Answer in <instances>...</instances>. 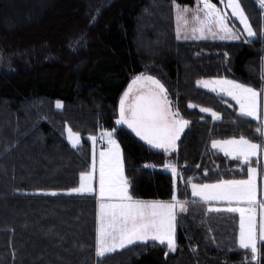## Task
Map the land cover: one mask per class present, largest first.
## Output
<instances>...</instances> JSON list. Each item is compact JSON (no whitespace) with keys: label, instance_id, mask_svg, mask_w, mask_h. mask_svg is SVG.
Returning <instances> with one entry per match:
<instances>
[{"label":"trees","instance_id":"trees-1","mask_svg":"<svg viewBox=\"0 0 264 264\" xmlns=\"http://www.w3.org/2000/svg\"><path fill=\"white\" fill-rule=\"evenodd\" d=\"M239 1L256 32L248 42L178 40L173 5L194 0H57L24 26L0 19V264H249L250 252L216 244L208 223L212 204L193 198L186 183L246 177L249 165L213 150L211 141L261 140L259 123L196 83L227 78L264 89V10L256 0ZM229 24L240 29L235 19ZM140 74L160 80L190 122L171 156L115 125L119 98ZM67 127L80 135L76 148ZM113 127L134 198L171 199L172 180L159 167L169 157L178 167L177 197L187 204L178 213L174 252L149 241L95 254L96 198L68 192L90 170L88 137Z\"/></svg>","mask_w":264,"mask_h":264},{"label":"snow or ice","instance_id":"snow-or-ice-1","mask_svg":"<svg viewBox=\"0 0 264 264\" xmlns=\"http://www.w3.org/2000/svg\"><path fill=\"white\" fill-rule=\"evenodd\" d=\"M264 7V0H259ZM223 10L212 0H197L193 9L177 5V20L183 22L185 31L191 32L193 39H206L211 36L220 40H240L241 32L230 26L229 20L235 17L246 33L244 42L254 38L252 30L239 0H220ZM230 9V14L228 11ZM191 16L189 17V12ZM191 22V23H190ZM181 30L177 29V39H181ZM184 39L189 36L185 35ZM79 43V42H77ZM197 85L222 93L230 97L239 106L242 117L260 120L258 115V95L253 87L236 80L219 78L197 80ZM231 106V105H229ZM62 103L56 102L60 109ZM189 108L196 105L189 104ZM200 112L210 113L212 119L220 116L211 108L201 107ZM179 108H173L165 86L151 75H137L128 85L119 100L116 126L126 125L140 140L154 149L162 150L166 155L176 150L177 141L189 126ZM261 131L260 128L257 129ZM118 128L102 129L99 137L91 135L92 163L89 171L80 173V183L69 191L72 193H95L97 199L96 212V247L97 258L123 249L137 242L147 244L149 241L166 245L170 252L176 250V230L179 224L178 213L186 210V201L177 197L176 181L179 177L178 167L171 161L165 162L164 169L173 176V194L171 200H141L130 193V181L125 176L124 158L121 145L117 141ZM68 138L73 148L80 143V135L68 129ZM101 147L96 154V143ZM212 148L219 149L226 157L237 160L241 165H249L246 179H219L215 183L197 184L188 178L187 185L193 197L205 203L222 202L229 205L224 210L239 213V234L236 244L240 249L250 252L249 264H260L264 242V200L257 197V168L250 166L252 157L264 152V144L253 142L241 135L239 138L212 140ZM145 167H150L145 165ZM98 174V191L95 186ZM182 179V177H181ZM56 195V193H52ZM237 206H232V205ZM257 207L260 209L257 220ZM209 211L220 209L209 208ZM167 256V253H165Z\"/></svg>","mask_w":264,"mask_h":264},{"label":"rangeland","instance_id":"rangeland-1","mask_svg":"<svg viewBox=\"0 0 264 264\" xmlns=\"http://www.w3.org/2000/svg\"><path fill=\"white\" fill-rule=\"evenodd\" d=\"M256 1H257L258 5L260 6L259 0H256ZM56 2H57V0H3V3L1 4V7H0V19L2 20V22L6 26H8L10 28L11 27L17 28L20 26H24L25 24L28 23L29 19H31V20L39 19L41 17V12H43L44 10L46 11V10L51 9L52 6ZM177 5H179V4L174 3V5H173L176 38H177V29L180 28L181 39H179V40H201V39L191 38L192 34H191L190 30L186 32L184 29L183 22L177 20V18H176L177 17V7H176ZM179 6L180 7H187L191 10L197 6V0H194V4L192 6H188V5H179ZM217 7H220L223 10L222 5L220 3L217 4ZM261 8L264 10V7H261ZM226 11H228L230 14V9L226 10ZM190 16H191V11L189 12V17ZM231 19H235L237 21V23L240 26V29L233 27L231 25L230 26L233 27L236 31L241 32L242 33L241 38L244 39V36L246 35V33L242 32L243 26L240 25L239 20L236 19L235 17H231ZM248 22H249V20H248ZM249 24H250V22H249ZM252 30L254 31L253 28H252ZM185 35H188L189 38L184 39L183 37ZM254 38H250V39H254ZM206 39H208V40H220V39H213L211 36H208V38H206ZM227 41H234V40H227ZM262 74L264 75V59L262 60ZM146 75H149V74H146ZM211 79H219V78H206V79H201V80H211ZM197 86L199 88L205 90V91L212 92L208 88H204V87L199 86V85H197ZM257 92L259 93V95H258V115L260 116L261 119L260 120H254L250 117H248V118L259 123L260 129H261V131H260L261 140L260 141H253L252 140V141L256 142V143L264 144V89L257 90ZM212 93L221 95V96L226 97V98L230 99L231 101H233L237 107V111L239 114V106L236 104V102L234 100H232L230 97L224 96L222 93H218V92H212ZM122 95H123V93H122ZM118 109H119V103H118ZM205 114L210 115V113H205ZM117 117H118V115H117ZM123 126H125V125H123ZM68 129H70V128L69 127L66 128V139H67L68 143L72 146V144L70 143L69 138H68ZM72 132L75 133L74 131H72ZM97 137H99V135ZM247 139H249V138H247ZM223 140H225V139H223ZM103 146L105 147L106 145H102L98 140L96 143L97 163H98L99 150ZM211 148H212V145H211ZM212 149L215 151H218L224 155V153L221 152L219 149H214V148H212ZM92 150H93V145H92V141H91L90 169H91V163H92ZM156 150H159V149H156ZM171 154H172V152L168 155L171 156ZM228 158L232 159L231 157H228ZM253 159L257 160L258 164H259L258 166L257 165L252 166V167L257 168V177H256V179H257V197L259 200H264V152L259 153L258 156L251 158V160H253ZM167 161H171V162L175 163L171 157H169V159ZM149 168L151 169V168H155V167L152 166ZM159 168L163 171V173L170 176V178L172 180V186H174L173 185V176H172L171 172L164 169L163 166L159 167ZM246 178H247V175H246V177H244L242 179H246ZM79 183H80V181H79ZM197 184H199V183H197ZM176 185H177V181H176ZM95 186H96L97 191H98V174H97V181L95 183ZM68 193L75 194V195H94L96 198L95 193H72L70 191ZM172 194H173V189H172ZM190 194H191V188H190ZM191 196H192V194H191ZM193 198L202 201L198 197H193ZM210 203L212 205L209 206V208L211 207L214 209H217V208L220 209L219 211H209L208 210V223L210 225V230H211L214 241L221 248L238 247V245L236 244V239H237L238 234H239V213H231V212L225 211L224 209L229 206L226 203H222V202H210ZM232 206H237V205L234 204ZM96 210H97V199H96ZM259 214H260V209H259V207H257V220L258 221H259ZM96 227H97V223H96ZM95 234H96V232H95ZM261 243H264V242H261ZM117 250H120V249H117Z\"/></svg>","mask_w":264,"mask_h":264},{"label":"crops","instance_id":"crops-1","mask_svg":"<svg viewBox=\"0 0 264 264\" xmlns=\"http://www.w3.org/2000/svg\"><path fill=\"white\" fill-rule=\"evenodd\" d=\"M136 77V76H135ZM134 77V78H135ZM134 78H132L131 80H130V82H129V84L131 83V81L134 79ZM128 84V85H129ZM128 88V86L126 87V89ZM126 89L124 90V92L126 91ZM123 92V93H124ZM122 95V94H121ZM120 99V98H119ZM119 103V102H118ZM123 126V125H122ZM123 127H125V128H127V126L125 125V126H123ZM128 129V128H127ZM128 130H130V129H128ZM131 131V130H130ZM134 134V133H133ZM135 135V134H134ZM142 141V140H141ZM143 143H145L144 141H142ZM146 144V143H145ZM147 146H149V147H151L150 145H148V144H146ZM104 147V146H103ZM152 148V147H151ZM154 149V148H153ZM160 150V149H159ZM126 176V175H125ZM131 193V192H130ZM141 200H143V199H141ZM148 200H158V199H148ZM148 200H146V201H148ZM171 199H169V200H161V201H166V202H168V201H170ZM96 212H97V210H96ZM95 232H96V230H95ZM96 236V235H95ZM95 246H96V238H95ZM229 248H232V247H229Z\"/></svg>","mask_w":264,"mask_h":264}]
</instances>
